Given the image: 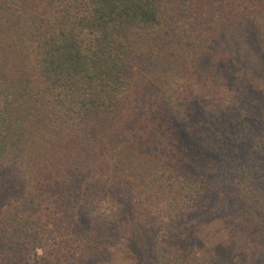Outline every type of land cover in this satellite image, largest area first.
Segmentation results:
<instances>
[{"label":"trees","instance_id":"16d2710c","mask_svg":"<svg viewBox=\"0 0 264 264\" xmlns=\"http://www.w3.org/2000/svg\"><path fill=\"white\" fill-rule=\"evenodd\" d=\"M119 255L264 264V0H0V264Z\"/></svg>","mask_w":264,"mask_h":264},{"label":"rangeland","instance_id":"374dc122","mask_svg":"<svg viewBox=\"0 0 264 264\" xmlns=\"http://www.w3.org/2000/svg\"><path fill=\"white\" fill-rule=\"evenodd\" d=\"M219 50L227 52L228 50H230V48L227 47L226 45H221L219 47ZM235 52H236V50H235ZM219 228H220L219 222H213V223L209 224L207 227L204 228V231H206V232L203 233V235H205V236H203L204 237L203 239L205 241H207L209 244H215L217 242H223L222 238L224 239V236L222 238H220V236L222 234H220V233L218 234V232H217V230L219 231ZM123 263H127V260H125L122 255L118 256V260L117 259L113 260V264H123Z\"/></svg>","mask_w":264,"mask_h":264}]
</instances>
